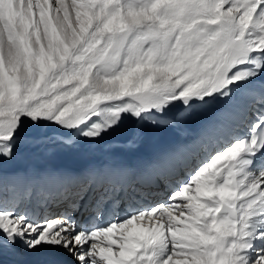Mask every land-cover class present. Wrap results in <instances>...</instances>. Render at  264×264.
Returning a JSON list of instances; mask_svg holds the SVG:
<instances>
[{"label": "snow or ice", "instance_id": "snow-or-ice-1", "mask_svg": "<svg viewBox=\"0 0 264 264\" xmlns=\"http://www.w3.org/2000/svg\"><path fill=\"white\" fill-rule=\"evenodd\" d=\"M209 111L143 168L5 183L21 145ZM0 264H264V0H0Z\"/></svg>", "mask_w": 264, "mask_h": 264}, {"label": "bare ground", "instance_id": "bare-ground-1", "mask_svg": "<svg viewBox=\"0 0 264 264\" xmlns=\"http://www.w3.org/2000/svg\"><path fill=\"white\" fill-rule=\"evenodd\" d=\"M213 111H209L199 118L188 122L182 127H156V132L151 135V137L147 136L143 142H141L139 146L133 150L120 146L115 148L112 147L111 150H106L107 153H104L95 150H86V152H84L79 149L68 147L67 149L72 150L74 156L75 152H78L75 156L77 160L74 161V168H71L68 165L59 164L55 161L44 159L36 153L32 146L27 147V149L25 147H19L18 158L3 169L5 183L7 185L10 174L12 171H15L14 173L24 174L19 178V183L21 185L31 183L33 188L38 192L41 188L45 190L50 189L54 179L52 176L47 175L50 171L67 170L79 173L90 167H96L98 169L112 167L119 168L122 166L134 167L138 169L143 168L145 165L154 161L162 152L174 147L177 144L187 142L188 139H191L199 131L202 123L212 117ZM63 132L71 135V133H68L65 130H63ZM63 132L62 134H64ZM142 134H144V132H142ZM36 147L37 146H34V148ZM62 210V207L53 208V211L56 212Z\"/></svg>", "mask_w": 264, "mask_h": 264}, {"label": "rangeland", "instance_id": "rangeland-1", "mask_svg": "<svg viewBox=\"0 0 264 264\" xmlns=\"http://www.w3.org/2000/svg\"><path fill=\"white\" fill-rule=\"evenodd\" d=\"M93 119H95V118H93ZM132 122L134 123V120L131 121V123ZM147 125L148 124H145L140 129V131L142 130L141 131V134H142V132H144V134H142V141L141 142H143V140L147 136L148 137H151V135H153L156 132V129H155L156 127H153L151 125H148L149 126V128H148ZM128 131H130V129ZM62 132H63V129H61V128L59 129V127L53 125V126H50L48 128L47 135H51L53 133H58V134H61V135H66V136L68 135V134H65L64 132H63L64 134H62ZM126 133L127 132H125V134ZM126 139H127V136H125V135H110L108 137V141L115 140V141H118L120 144H123ZM83 143L84 142H82L81 148L79 150L80 151H84V152H86V150H91V151L92 150H95V151H100V152L107 153L106 150H111L112 147H114V148L115 147H120V146H107V143L101 141L99 144L94 143V144H92L91 148L85 149L83 147ZM30 146H32V148L35 149L36 153L38 155L42 156L44 159H47V160H50V161H55V162H57L59 164L68 165L71 168H74V166H73V165H75L74 164L75 163L74 161L77 160L75 156H76V153H78V152L76 151L75 152V156H74L73 153H72L73 151L67 149L68 147L65 146V145H62L60 142L54 141V142H51V143H48V144H45V145H39V144H37V145H31V144H27V145H21L20 147H25L27 149V147H30ZM34 146H37V147L34 148ZM71 156H73V157H71ZM7 166H9V165H7ZM14 172L15 171H12V173H14Z\"/></svg>", "mask_w": 264, "mask_h": 264}]
</instances>
